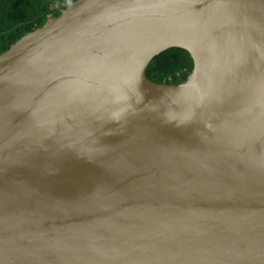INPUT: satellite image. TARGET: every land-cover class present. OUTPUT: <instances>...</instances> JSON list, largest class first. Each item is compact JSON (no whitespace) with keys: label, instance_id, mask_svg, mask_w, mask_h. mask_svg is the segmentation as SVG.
I'll list each match as a JSON object with an SVG mask.
<instances>
[{"label":"water","instance_id":"obj_1","mask_svg":"<svg viewBox=\"0 0 264 264\" xmlns=\"http://www.w3.org/2000/svg\"><path fill=\"white\" fill-rule=\"evenodd\" d=\"M0 264H264V0H70L0 53Z\"/></svg>","mask_w":264,"mask_h":264},{"label":"trees","instance_id":"obj_2","mask_svg":"<svg viewBox=\"0 0 264 264\" xmlns=\"http://www.w3.org/2000/svg\"><path fill=\"white\" fill-rule=\"evenodd\" d=\"M70 0H0V53L25 34L41 27L49 14L57 16ZM56 8H53L52 6ZM193 68L190 54L182 48H168L156 55L146 76L157 83L178 84Z\"/></svg>","mask_w":264,"mask_h":264}]
</instances>
